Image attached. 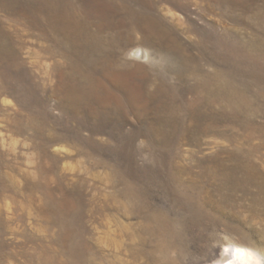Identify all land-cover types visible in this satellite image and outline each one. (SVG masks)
Listing matches in <instances>:
<instances>
[{"label":"rangeland","instance_id":"374dc122","mask_svg":"<svg viewBox=\"0 0 264 264\" xmlns=\"http://www.w3.org/2000/svg\"><path fill=\"white\" fill-rule=\"evenodd\" d=\"M250 148L264 0H0V264H264Z\"/></svg>","mask_w":264,"mask_h":264},{"label":"bare ground","instance_id":"6f19581e","mask_svg":"<svg viewBox=\"0 0 264 264\" xmlns=\"http://www.w3.org/2000/svg\"><path fill=\"white\" fill-rule=\"evenodd\" d=\"M138 53L139 52L135 51V54ZM204 79L205 80L201 82L198 86H204L206 88H209L211 85L209 84V82H207L206 77ZM217 84H219L218 87H220L219 96L226 99L227 95L224 97V89L226 85H224L225 87H223L220 83H216V85ZM210 92L211 91L208 90L207 94H210ZM193 101L196 102L197 100L193 99ZM258 155L264 156L263 153L257 154L256 150H253L252 148H250L249 150L242 149L240 154L241 156L240 168L243 173V177H244L243 182L245 187L254 188L257 195H260V193L264 195V173L259 171V167L255 163V157H257ZM259 263H260L259 258L255 251L245 247L243 248L237 247L232 250L231 257L222 264H259Z\"/></svg>","mask_w":264,"mask_h":264}]
</instances>
